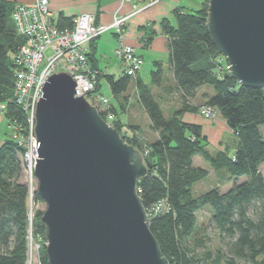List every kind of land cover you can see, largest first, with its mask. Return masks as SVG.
Wrapping results in <instances>:
<instances>
[{
  "label": "trees",
  "instance_id": "1",
  "mask_svg": "<svg viewBox=\"0 0 264 264\" xmlns=\"http://www.w3.org/2000/svg\"><path fill=\"white\" fill-rule=\"evenodd\" d=\"M14 4L15 0H0V99L6 100L8 117L22 118V107L13 99V55L24 41L16 32ZM173 13L175 24L169 17L162 22L176 86L192 96L201 85H211L214 92L207 96L206 102L234 129L238 143L232 153L225 149L212 153L206 147L208 138L202 125L182 119L181 113L187 106L167 117L150 86L139 83V99L152 127L159 131V137L149 142V152L144 154L148 171L137 181L149 226L170 264H264V174L260 169L264 162V137L260 129V124H264V86L245 85L230 75L228 62L207 29L208 0L194 9L176 7ZM71 23L72 18L59 15V26ZM88 57L95 67L93 54L88 52ZM156 64L152 79L158 83L162 62L157 60ZM98 78L96 93L100 89ZM131 78L126 72L119 77L107 76L115 95L127 89ZM110 109L115 114L112 124L129 143L143 151L139 136L128 132V128L135 130L136 126H125L111 103ZM100 113L107 117L104 111ZM22 152L23 147L12 137L0 142V264H25L27 260L30 187L24 179ZM196 154L210 162L221 175L222 183L243 174L249 178L234 180L226 190L215 186L194 195V183L209 173L208 168L193 164ZM33 192L35 201L44 200L36 189ZM161 199L166 200L167 209L155 211ZM207 205L222 245L215 251L199 252L198 247L205 245V237H194L197 212ZM42 213L38 209L32 219L33 232L42 236L40 260L48 264Z\"/></svg>",
  "mask_w": 264,
  "mask_h": 264
},
{
  "label": "water",
  "instance_id": "2",
  "mask_svg": "<svg viewBox=\"0 0 264 264\" xmlns=\"http://www.w3.org/2000/svg\"><path fill=\"white\" fill-rule=\"evenodd\" d=\"M206 25L230 75L264 86V0H209ZM76 83L67 70L47 75L35 109L48 264H170L137 187L143 151Z\"/></svg>",
  "mask_w": 264,
  "mask_h": 264
},
{
  "label": "built area",
  "instance_id": "3",
  "mask_svg": "<svg viewBox=\"0 0 264 264\" xmlns=\"http://www.w3.org/2000/svg\"><path fill=\"white\" fill-rule=\"evenodd\" d=\"M133 10L152 5L159 0H131ZM16 32L24 41L19 44L13 55L14 93L13 99L22 107L23 117L13 116L11 137L23 147L21 154L24 173L33 185L36 180L35 165L38 157L37 136L35 134V109L43 94V84L47 75L58 70H67L76 80L75 95H84L95 105L106 106V119L113 115L110 99L95 91L99 70L90 64L88 44L102 32L116 28L119 43L115 48L127 74H137L143 63V56L133 44L123 41L126 16H117L111 23H98L92 12H82L72 18L70 25L59 26L57 15L49 7V0H15L12 10ZM6 101L0 102V112L5 113ZM202 112L208 116L216 110L212 105H204ZM5 115V114H4ZM108 120V119H107ZM146 147V145H144ZM145 152L149 148L144 149ZM144 154V152H143ZM27 181V182H28ZM28 182V183H29ZM34 188V186H33ZM33 190L31 194H33ZM167 209L165 199L159 200L154 210ZM42 236L34 234L32 224L27 233V260L25 264H42L34 248H40Z\"/></svg>",
  "mask_w": 264,
  "mask_h": 264
},
{
  "label": "crops",
  "instance_id": "4",
  "mask_svg": "<svg viewBox=\"0 0 264 264\" xmlns=\"http://www.w3.org/2000/svg\"><path fill=\"white\" fill-rule=\"evenodd\" d=\"M183 1L185 0H159L152 5L133 10L131 0H49V7L53 14L57 15V20L60 14L73 18L82 12H92L95 22L98 23H111L117 16H126L123 41L133 44L136 47V50L143 56V63L137 74L132 76L127 89L116 94L118 96V105H115L107 97L110 99V103L116 108V115L121 118L125 126L131 124L136 126L135 130L128 128V132L131 134L136 133L143 141L144 138L151 141L159 137V131L152 127L150 116L139 99V83L149 85L153 92L152 85L154 82L153 79L150 80L149 78L148 68L156 64L157 60H160L162 63L167 60L169 66L166 83L161 78L158 82L157 89L160 92L166 93L167 102L179 95L182 103L177 100L178 103L174 106L177 109L181 106H187L181 113L183 120L201 124L207 138L208 132L218 130L220 127L223 129L228 127L226 119L220 113H217L215 119L212 120L199 111V106L205 103L207 96L214 92V88L211 85H201L192 96L186 95L182 89L176 86L173 69L169 63L170 50L167 42L168 37L163 28L162 21L164 18L169 17L171 22L175 24L176 20L174 18L176 17L172 16V14L176 7L181 6L184 9H194V7L189 6ZM200 2L202 5L203 0ZM118 43L119 31L116 28H110L102 32L88 44V52L93 54L95 68L99 70L98 81L100 82V88L101 76L105 77L110 87L107 79L108 74L119 77L125 73L123 64L114 55L116 54L115 48ZM194 107L196 109H193ZM171 115L167 113V117ZM142 118L147 129H144L141 123ZM149 133L151 134L149 135ZM151 135H153V139ZM8 137H11L8 123L5 116L0 113V142ZM223 149L227 150V145L225 147L223 145ZM196 155L193 156V164ZM208 170L210 172L211 167ZM226 184L229 185L230 181Z\"/></svg>",
  "mask_w": 264,
  "mask_h": 264
},
{
  "label": "rangeland",
  "instance_id": "5",
  "mask_svg": "<svg viewBox=\"0 0 264 264\" xmlns=\"http://www.w3.org/2000/svg\"><path fill=\"white\" fill-rule=\"evenodd\" d=\"M200 1L201 0H185L183 2L188 4L189 6L191 5L192 7L196 8V7H200V5H201ZM208 3H209V0H208ZM172 16L176 17L174 13L172 14ZM174 19L176 20V18H174ZM169 50H170V48H169ZM169 53H170V51H169ZM114 55L120 60V58L116 54H114ZM156 67H157V64H154L152 67L148 68V73H149V76H150L149 77L150 80L152 79V69H155ZM168 70H169L168 62H167V60H165L164 63H162V72H163L164 75L161 77L162 81H164L165 83H166L167 77H168ZM100 79H101V88L98 91V95L108 96L115 105H118V96H116L112 92L111 87L108 86L107 81L105 80V77L101 76ZM158 85H159V83H155L154 82L153 85H152L153 86L152 89H153V93H154L155 97L158 99L159 103L161 104V106L163 108V112H164L165 116H167V113H169V115H171L173 112L175 113L177 108L174 105H177L178 102L182 103L179 95H178V97H175V98H173L171 100H168V102H167V95H165L166 93L165 92H160L157 89ZM207 85H209V84H207ZM179 99H180V101H179ZM177 100H178V102H177ZM5 101L6 100L0 99V102H5ZM204 105H208L209 106L210 104H208L207 102L201 104L199 106V111L202 114H204V116H206L207 118H210L212 120L215 119V117L217 116V112H215L214 115L208 116L206 113L202 112V110H201V108ZM96 106L98 107L99 110H102V111H104L103 109L106 108V106L104 107V106H102L99 103ZM106 112H108L107 109H106ZM106 112H105V114H106ZM1 114H3V115L5 114L4 116H5L6 120H7L10 133H12V129L11 128L13 126L11 127L12 123L9 124L10 117H8L6 115V112L5 113H1ZM114 117H115V114L113 113V115L111 117L107 118L108 121L111 124H112V120L114 119ZM141 123H142L144 129H147V126L145 125L143 118L141 120ZM227 126L228 127L226 129H223L222 127H220L218 130H214V131L208 132L209 134H208V141L206 143V147L212 153H216L220 149H223V145H224V147L227 145V150L229 152H233L235 150V147H236V145L238 143V136H237L236 132L234 131V129L231 128L228 123H227ZM260 129H261L263 137H264V124H260ZM129 134H131V133H129ZM150 134L151 133H149V135ZM152 136L153 135H151V138H152ZM140 140H141V138H140ZM151 141L148 140L147 138L146 139L144 138V141L141 140L142 144L146 145L147 148H148L149 142H151ZM144 145L142 147L143 148V152H144V154H147L149 151L145 152L144 149L146 147H144ZM194 164L195 165L204 166V167H207V168L211 167V171L204 178H202L201 180H199L196 183H194V185H193V194L194 195H198V194H200V193H202V192H204V191H206V190H208V189H210L212 187H215V186H219L222 190H226L230 186L233 185L234 180L240 182V181H244V180L249 178L248 174H243V175L238 176L237 179H234V178L231 179L230 184L228 185V184H226L227 182H223L222 183L221 175L218 173V171H215L213 169V167L211 166L210 162L208 160H206L202 155L197 154L195 156ZM260 169H261L262 173L264 174V162L261 164ZM24 179L26 181H28V179L26 177V173H24ZM28 184H29V187H30V195H29V199H28V207H29V215H30L29 216L28 228L30 227V224H32V228H33L32 219L35 216L36 211L38 209H40V210H44L45 209L46 202L44 200H40V199H37L35 201L34 198H33V194H31L32 189H34V188L36 189L37 178L34 181L33 185H31L30 182ZM33 186H34V188H33ZM211 213L212 212L210 210L209 205L205 206L204 208L200 209L197 212L198 223H197V228H196V230L194 232V237H196V238H198L200 236L205 237V245L198 247V251L199 252H204V250H206V249L215 251L218 247H220L222 245L220 237H219V232H218L217 228L215 227V225L213 224V222L211 220ZM193 242H194V240H193ZM34 255H35L36 259L38 260L39 252H38V249H36V248H34Z\"/></svg>",
  "mask_w": 264,
  "mask_h": 264
}]
</instances>
